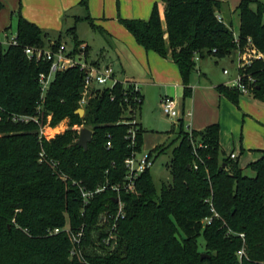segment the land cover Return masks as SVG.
<instances>
[{"label": "trees", "instance_id": "trees-1", "mask_svg": "<svg viewBox=\"0 0 264 264\" xmlns=\"http://www.w3.org/2000/svg\"><path fill=\"white\" fill-rule=\"evenodd\" d=\"M88 2L80 1L85 7ZM161 2L164 17L155 2L148 20L120 21L147 51L178 65L184 96L190 97L197 57H226L237 48L232 21L226 19L231 12L221 0ZM233 12L239 17L240 44L251 37L264 52V2L241 0ZM82 19L98 28L90 16L76 17ZM16 34L18 44L0 51V264H264V154L242 168L223 151L218 123L190 130L179 120L177 136L151 150L159 154L171 148L172 180L158 191L151 169L142 173L134 192L121 193L126 214L110 236L101 214L117 209L118 193L111 186L123 181L127 157L143 149L140 122L134 125L133 146L126 137L133 126L126 123L132 118L128 104L140 113L143 95L135 104V94L121 83L96 90L80 116L84 72L73 67L56 73L42 99L38 77L50 63L30 60L25 47L44 46L50 35L21 12ZM67 34L75 47L84 43L75 24ZM63 38L54 40L59 44ZM261 67L257 63L251 70ZM217 90L239 102L236 89L220 84ZM254 97L264 102L263 85ZM49 113L53 125L68 119V128L49 140H40L36 122L10 119L11 114H28L46 122ZM74 125L93 131L88 149L76 144ZM247 169L254 175H247ZM74 182L89 190L107 187L84 205ZM80 232V242L74 243Z\"/></svg>", "mask_w": 264, "mask_h": 264}, {"label": "crops", "instance_id": "crops-1", "mask_svg": "<svg viewBox=\"0 0 264 264\" xmlns=\"http://www.w3.org/2000/svg\"><path fill=\"white\" fill-rule=\"evenodd\" d=\"M80 1L81 0H0V35L5 34L7 37L9 36V29L12 26V20L14 16H16L18 20L19 12H21V14L26 19L36 23L44 31L48 32L51 39L54 38L53 36L51 37V35H62L63 37L69 35L67 34V29L72 27L74 24L76 25L77 31L78 28L76 23L79 22L76 21L77 16H90L93 19L94 24L98 26V28L96 29L100 31V34L102 35V38L104 39L108 47L105 46V48H101L99 52L92 53V47L88 43L84 42V44L89 46V59L101 65H112L120 78L135 80L140 83L141 92L143 95V104L138 116V120L144 130V134L147 132V130L143 125L142 113L143 105L149 94L150 97H152V99L154 100L157 112H160L162 110L161 101L165 95L175 97L174 95L176 94L175 98L179 101L181 119H183L187 129L201 130L210 124H222V105L224 102H231V100L225 95L221 94L217 90V86L220 84H226L233 77V74H231V72L229 74L224 73V70L228 68L223 69V73L227 77L219 79L216 83H213L205 73H201L202 69L200 67L198 69L196 68L197 71L207 77L209 84H199L198 86H194V89L190 86L192 88V106L194 107V109L196 108L194 112L193 107L192 109L186 107V98L184 96L185 92L178 90V84L176 86H172L171 84H169L167 88L161 87L162 92H160L161 89L159 88L160 86H162L165 78H169V75L176 73V68L173 65L175 64V62L170 59L158 57V55L151 54L149 53V51H144V48L136 41L135 37L131 33L124 31L122 27H117L114 25V23L112 24V26H110L108 23H102L103 17H99V7L103 6V9L106 13L108 6L116 5V0H89L88 7L82 5ZM221 1L227 3L231 15H235L233 11L239 5L241 0ZM155 2L159 3L161 15L162 17H164V6L162 2H160V0H126L127 8L129 6L133 9V15L136 16L139 15L138 13H143L140 14V16L144 18L148 17L149 13L151 14L150 11H152ZM79 6L84 8V12L78 11L79 9L77 8ZM62 21L67 24H69L71 21L66 30H60ZM78 37L81 41H83V39L80 38L79 35ZM1 44L2 43L0 42V45ZM183 88L185 90L184 86ZM241 97L242 95L239 97V100L241 99ZM198 98L201 100L203 99L205 102L208 101L209 105H211V114L207 115L204 112L202 114H198ZM227 104L231 109L232 106L229 103ZM188 112H191V115H188ZM169 138L170 137H168L166 141H164L163 143H159L155 147L168 144ZM155 147H153L152 149H154ZM221 147L227 156H230L231 153H235L233 151L230 154H227L222 144ZM263 154L264 149L262 150V155ZM235 159L238 160L237 154Z\"/></svg>", "mask_w": 264, "mask_h": 264}, {"label": "built area", "instance_id": "built-area-1", "mask_svg": "<svg viewBox=\"0 0 264 264\" xmlns=\"http://www.w3.org/2000/svg\"><path fill=\"white\" fill-rule=\"evenodd\" d=\"M220 21H223L221 14L217 15ZM9 37V36H8ZM234 40L237 43V48L229 55L232 61L236 62V71L233 74V77L225 84L230 88L236 89L241 95H253L255 91L263 85L264 81L261 76V71L264 70V52L258 48L254 40L251 37L247 38V41L244 45L240 44L239 33L234 32ZM17 45V34L8 40V45ZM25 54L30 60L35 61H45L50 63V68L48 72H41L38 77V81L41 87V97L44 99L47 90L49 89L52 81L55 79L56 73L63 71L69 68L77 67L84 72V92L82 93L83 97L80 100L81 108L85 109L86 104L88 103L89 98L94 94V91L108 88L112 89L118 83L123 84L133 95V101L135 104L141 102V86L138 81L128 80L120 78L115 68L112 65H101L95 61H91L88 55V49L86 44H81L78 47H75L73 44L69 48L67 43L61 41L59 44L55 42L54 39H50L47 44L44 46H27L25 47ZM257 63L261 64V68L256 69V72L251 70L252 67L256 66ZM260 71V72H258ZM225 74H229L228 69L224 70ZM114 99V96L111 97ZM129 103V99H126ZM41 107H39L40 109ZM38 109V110H39ZM162 111L173 121L179 123L181 119V111L179 108V101L175 97L165 95L161 101ZM127 113H129L130 120H127L126 123H130L133 126L129 129L127 134V139L131 141L130 145H134L135 138L137 134V129L134 125H137L139 122L138 116L139 112L131 103L128 104ZM188 115H191V112H188ZM10 119L17 122H30L34 121L38 124L39 129V138L41 139H51L56 134L61 133L68 128V119L61 120L56 125L52 124V114L47 115L46 122L41 121L39 115L32 116L28 114H11ZM1 119V117H0ZM83 126L74 125L75 129H80ZM108 147H111V141L107 143ZM44 152L40 153V161L44 158ZM231 158H235L236 154L231 153ZM154 156L151 150L137 152L133 151L130 156L127 157L125 161L126 174L123 181L119 184H114L111 188L118 193L116 196L117 209L115 211H106L101 214V219L104 223L108 224L110 229V236H115L114 233L118 227V223L121 219L125 217V202L121 198V193L125 192H134L137 188V182L147 169H151L154 165ZM195 167H197L195 165ZM74 184L79 185V189L83 198L84 205H87L96 193L102 192L107 187L106 185L99 186L95 190L86 189L84 186L80 185L77 182ZM207 222H210L209 219H206ZM55 232H59V229H55ZM82 233L80 232L77 236H73L74 243L80 242V237ZM241 237H244V234H240ZM238 255L242 258L245 255L244 247L238 251ZM264 263V262H263Z\"/></svg>", "mask_w": 264, "mask_h": 264}, {"label": "rangeland", "instance_id": "rangeland-1", "mask_svg": "<svg viewBox=\"0 0 264 264\" xmlns=\"http://www.w3.org/2000/svg\"><path fill=\"white\" fill-rule=\"evenodd\" d=\"M154 2V1H153ZM161 2V0H160ZM264 2V1H263ZM78 11L84 12V8L79 6ZM151 12V11H150ZM134 16L132 7L127 8L126 0H116V5L108 6L105 13L103 6L99 7V17L102 18V23H108L110 26L114 23L117 27H122L124 31L130 33L126 27L121 23V18H134L148 20V17H141L140 14ZM228 21H232V28L234 32L239 33V17L235 15H227ZM71 23V21H70ZM62 21V26L60 30H66L70 25ZM77 24V34L83 39V42L88 43L93 51L92 53L99 52L101 48L108 47L105 43L100 31L94 30L90 22L86 19L80 20ZM100 29V28H99ZM9 37L5 34L0 35V50H5L8 46V40L16 35L17 31V17L14 16L12 20V26L9 29ZM53 39L58 36L51 35ZM62 41L66 42L68 47L72 46V39L69 35L64 36ZM142 46V45H141ZM143 47V46H142ZM144 48V47H143ZM144 51H147L144 48ZM89 53V51H88ZM151 54L158 55L155 51H149ZM197 66L202 69L201 73H205L208 78L212 80L213 83L218 82L219 79L226 78L227 76L223 73L224 68H228L231 74L236 71V62L232 61L229 56L217 57L215 55H207L204 58L197 57ZM176 68V73L169 75V78H165L161 87L167 88L169 84L172 86H179L178 90L184 91V81L181 75L178 65L173 64ZM197 69L191 74L189 85L195 88L199 84H209L207 77L201 74ZM181 85V86H180ZM162 92V89L161 91ZM194 94V92H193ZM176 97V94L174 95ZM232 102V103H231ZM224 102L222 105V124H220V141L227 154L235 152L238 155L239 165L241 167H246L248 164L256 161L262 155V150L264 149V104L263 101L255 98L253 95H242L238 103ZM229 103L232 108L228 107ZM186 107L192 109V98L186 97L185 100ZM199 105V113L211 114L210 106L208 101L205 102L203 99H197V106ZM180 108V107H179ZM196 108L193 111L195 112ZM160 111V110H159ZM162 111V110H161ZM157 112L156 105L150 94L147 96L145 103L143 105L142 120L144 128L147 132L144 134L143 138V151H149L159 143H163L167 140L172 141L178 133L179 123H176L171 118H169L163 111ZM176 127H175V125ZM175 127V128H174ZM67 129V128H66ZM172 130V131H171ZM170 132V133H169ZM166 144H164L165 146ZM163 147V145H162ZM157 148V147H155ZM172 150L167 149L159 154L153 153L154 165L151 168L153 181L158 189H161L163 183H169L172 180V176L169 169V161L171 159ZM245 173L249 176H253L254 172L250 169L245 170ZM66 227H69L67 223ZM96 237V236H94ZM200 241H203L202 239ZM108 248H111L109 246ZM100 251V250H98Z\"/></svg>", "mask_w": 264, "mask_h": 264}, {"label": "water", "instance_id": "water-1", "mask_svg": "<svg viewBox=\"0 0 264 264\" xmlns=\"http://www.w3.org/2000/svg\"><path fill=\"white\" fill-rule=\"evenodd\" d=\"M83 92H84V87L82 86L80 88V93H83ZM77 112L79 113L80 116H84L85 109L79 108ZM92 137H93V131L88 127H82L80 129L79 138L76 144L83 147L84 149H88V145L92 141ZM115 201H117V199ZM205 256H208V254L202 253L201 257L204 258Z\"/></svg>", "mask_w": 264, "mask_h": 264}]
</instances>
